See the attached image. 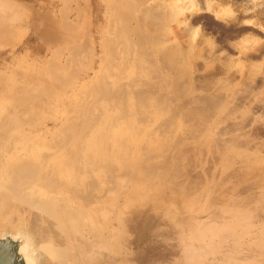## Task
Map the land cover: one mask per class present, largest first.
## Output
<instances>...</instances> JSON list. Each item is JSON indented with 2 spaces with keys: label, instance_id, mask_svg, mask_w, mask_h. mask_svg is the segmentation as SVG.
Masks as SVG:
<instances>
[{
  "label": "rangeland",
  "instance_id": "rangeland-1",
  "mask_svg": "<svg viewBox=\"0 0 264 264\" xmlns=\"http://www.w3.org/2000/svg\"><path fill=\"white\" fill-rule=\"evenodd\" d=\"M19 2L30 4L31 19L18 28L14 43L0 50V73L25 72L27 76L37 77L38 88L47 92L49 86L55 88L53 99L58 91L62 92L59 97L62 106L58 108L60 119L55 110L50 111L53 99L47 98L45 103L48 117L58 120L51 128H46L47 143L52 141L55 145L62 139V135L59 136L61 118L66 122L72 114L66 112L64 117L65 110L82 105L83 95L96 103H104L102 96L107 86L99 77L105 41L114 34L108 9L115 0ZM163 3L149 0L138 14L143 19L145 8L152 14L146 21L150 22L147 26L150 35L169 36L163 42L165 50L157 51L156 56L162 65V56L172 55L180 73L159 70L156 78L159 83L153 90L146 85L137 88L148 94L149 102L156 96L161 104L159 110H153L149 104L144 109L139 123L143 135L139 139L135 137L133 143L135 163L138 166L147 158L139 144L148 135L155 134L158 144H168L170 149L161 160L159 170L144 174L140 167H135L138 179L128 174L130 191H137L139 187L147 196L143 195L142 206L133 204L128 213L123 211L126 216L121 225L116 219L126 203L123 194L118 202L109 204L110 197L104 196L96 203L81 197L89 212L99 209V203L105 201L114 213L109 217L107 229L103 220L100 219L101 223L92 216L85 217L82 237L87 244L95 243L101 233L107 237L105 246L107 250L110 248L99 257V264H264V0H190V8L177 18L169 8L174 5ZM125 11L131 12L129 7ZM132 24L135 26L137 22L134 20ZM134 37L137 41L138 37ZM89 39V55L82 68L80 64L73 65V69L64 74L61 65L68 61L72 48L77 42L85 45ZM57 52L65 56L62 58ZM51 61L57 66H52ZM62 74L67 76L66 83L59 88L56 86L62 82ZM33 129L36 131L32 130V135L36 138L45 131ZM124 130V120L119 119L110 130V141L116 142ZM190 150L188 157L184 153ZM82 152L85 160L88 150L83 148ZM57 156L51 157L47 170L53 171L50 177H57L51 166L60 169L57 178L63 190L57 196H66L69 190L65 192L64 184L68 182L70 188L75 185L76 169L66 168L70 173L66 176L65 157ZM112 159L113 163L119 161L118 156ZM78 169L82 172L79 162ZM114 174L124 175L125 171L115 169ZM148 190L159 194L162 190L171 191L173 200L153 205ZM226 195L233 205L232 210L218 202ZM242 210L249 214L245 219L239 215ZM98 214L101 213L98 211ZM193 254H203L202 259L191 260ZM48 259L44 264H50Z\"/></svg>",
  "mask_w": 264,
  "mask_h": 264
},
{
  "label": "bare ground",
  "instance_id": "bare-ground-1",
  "mask_svg": "<svg viewBox=\"0 0 264 264\" xmlns=\"http://www.w3.org/2000/svg\"><path fill=\"white\" fill-rule=\"evenodd\" d=\"M148 1L115 0V3L109 6V18L113 23L111 27L114 28V34L105 41V54L102 57L103 64L101 63L102 70L99 81L107 86L102 96L104 103L98 102V104L91 97L83 95L84 103L82 105H75L65 110L64 117H66V112L70 114L71 111L72 114L66 122L64 121L65 118H61L62 130L61 133L59 132V136L62 135V139L57 140L55 145H52V141L51 144L47 143V129L38 138L32 135L33 128L39 129L46 123L44 119L46 116L45 103L47 98L53 99L55 88L47 87L49 92L38 88L39 78L27 76L25 72L19 75L14 73L11 75L12 77H7L8 81L5 80L0 84V219L17 222L22 218L30 226V231L20 230L15 235L19 234L22 236L21 249L23 255L31 264H44L46 256L49 258L47 259L50 264H99V257L103 256L105 251L107 252L110 248L107 250L105 246L107 237L101 233L100 237L94 241L95 243L87 244L81 234L83 219L88 216H92L97 221L101 219L104 223L101 220L100 222L105 224L107 229L109 217L112 214L108 204L116 202L120 198V194H123L126 197V203L119 209L120 213H117L116 219L118 224L121 225L126 216L125 214L128 213L131 206L133 204L142 206V200L145 201L143 195L147 196L144 193L146 191H140L139 187L137 191L134 187H132L134 190L130 191L131 182L129 184L128 174L133 178H137L138 173L135 172V167H140L144 174L152 170H159L161 160H164L167 156L170 146L168 144H158L155 134L146 136L145 139L140 140L141 144L138 143L143 149L144 157H147L144 159L145 161L140 162L137 166L133 155V143L136 140L134 138L137 137L139 139L143 135V129L139 123H141L140 120L143 118L144 109L146 110L149 104L150 108H154L153 110H159L158 106L161 104H159V97L157 98L156 96H153L149 102L147 99L148 94L144 91L140 92L137 88L150 86L149 88L152 89L155 87L159 83L158 79H156L158 78L159 70L164 69V71H169L176 75L180 73L177 72L172 55H163L161 58L162 65L159 64L160 61L156 56V52L165 50L163 39L155 38V34L150 35L147 32V26L150 22L147 23L146 21L152 15L149 14V10L147 8L142 10L144 13L143 19L138 14V12H141V6ZM158 1L164 2L163 4L170 2L171 6L174 5V7L169 6L171 12L176 14L177 8L179 9L181 6L180 3L186 5L190 0ZM29 6L25 3H11L6 0H0V49L14 43L18 35V28L24 25L31 17ZM127 7H129L131 12L125 11ZM134 20L137 22L135 26L132 24ZM135 35L138 37L137 41L134 37ZM89 42H91L90 39L83 46H81V42H77L76 47L72 48L68 61L61 65V70L64 74H67V71L73 65L80 64V66H83L85 57L89 55L87 47ZM63 54L58 53L57 55H61L63 58L65 56ZM55 64L56 62L53 61L52 66H57ZM75 72L78 73L77 71ZM64 74H62V82L56 87L62 88L63 84L66 83L65 78L67 76ZM176 78L178 79V77ZM61 84L62 86H60ZM101 89L103 90L102 87ZM97 92L101 91L98 90ZM60 93L62 92L58 91L56 98L51 103L49 102L50 108L55 109L56 117L59 119L58 108L60 104V107L62 106V102L60 103L59 101V97L62 96ZM119 119L124 120L125 130L117 137L116 142L112 143L109 135L110 130ZM85 137L86 140L83 142ZM82 147L88 150V157L85 160ZM51 149H54L55 152L51 153ZM61 152H63V155ZM190 152L191 150L184 154L191 156ZM114 154L118 156L117 160L119 161L117 163H113L112 156L117 157ZM53 155L65 157L63 158L65 160L63 166L65 170L66 168L68 170V167L76 169L73 176L75 185L70 188L68 182L64 184L65 192L69 190L66 196H57L63 190L59 186L57 178L58 174H60V169L51 166L57 177L52 175L50 177L52 170H47V163L51 161ZM78 162L83 166L82 172L78 169ZM73 164L76 166H72ZM119 168H123L125 171L124 175L114 174L115 169ZM67 170L65 175L70 176ZM165 184L167 183L165 182ZM47 191L49 197H47ZM55 191L57 193H54ZM170 192L162 190L159 194L149 191L153 205L159 206L162 203L173 200L172 192ZM104 196L111 198L108 204L103 201L99 203V209L90 212L85 210L87 208L84 205L85 200L81 197L96 203L102 201ZM218 202L222 206L233 208L227 195L220 198ZM98 211L101 214H98ZM239 215L242 219L249 216L243 210L239 212ZM177 221L179 220L177 219ZM197 221L200 222L198 218ZM197 221L195 223H198ZM90 230L92 229L90 228ZM32 237L34 238L32 239ZM196 237V239H203L202 236ZM111 239L113 240V237ZM193 255L190 258L191 260L200 259L203 254Z\"/></svg>",
  "mask_w": 264,
  "mask_h": 264
},
{
  "label": "water",
  "instance_id": "water-1",
  "mask_svg": "<svg viewBox=\"0 0 264 264\" xmlns=\"http://www.w3.org/2000/svg\"><path fill=\"white\" fill-rule=\"evenodd\" d=\"M22 236L8 233L0 237V264H31L21 249Z\"/></svg>",
  "mask_w": 264,
  "mask_h": 264
},
{
  "label": "crops",
  "instance_id": "crops-1",
  "mask_svg": "<svg viewBox=\"0 0 264 264\" xmlns=\"http://www.w3.org/2000/svg\"><path fill=\"white\" fill-rule=\"evenodd\" d=\"M6 1H17V2H11V3H22V2H19V1H24V2H27V1H29V2H34L35 0H6ZM189 2V1H188ZM186 3V5H182V3H180L181 4V6L179 7V9L177 8V13L176 14H174L173 12H171V14L172 15H174V16H176V18L178 17V15H181L182 14V12H184L186 9L188 10L189 8H190V5H188L189 3ZM186 6V7H185ZM174 7V6H173ZM157 37H159V39H163L162 41L164 42V40L165 39H167L169 36H167V38L166 37H164L163 35H162V37L161 36H157ZM46 48H47V46H46ZM1 50V49H0ZM10 76L11 75H8V74H1L0 73V84L2 83V82H4L5 80H7L8 81V79H7V77H9L10 78ZM51 110H55L54 108H51L50 109V111ZM51 115V113L49 112V116ZM56 115V114H55ZM54 115V116H55ZM53 116V115H52ZM48 117V114H46V118ZM47 122L49 123V124H47ZM55 123H58V120H54L53 118H47V120H46V123L44 124V125H42L41 126V128H39L38 129V131H44V130H46V128H48V127H52ZM33 131H36V130H34V129H32Z\"/></svg>",
  "mask_w": 264,
  "mask_h": 264
},
{
  "label": "flooded vegetation",
  "instance_id": "flooded-vegetation-1",
  "mask_svg": "<svg viewBox=\"0 0 264 264\" xmlns=\"http://www.w3.org/2000/svg\"><path fill=\"white\" fill-rule=\"evenodd\" d=\"M30 229H31L30 226L22 218H21V220H18L17 222L0 219V236H2L3 234H8V233L15 234V233L19 232L20 230L27 232V231H30ZM34 237H32V239ZM47 258L48 257L46 256V259Z\"/></svg>",
  "mask_w": 264,
  "mask_h": 264
}]
</instances>
